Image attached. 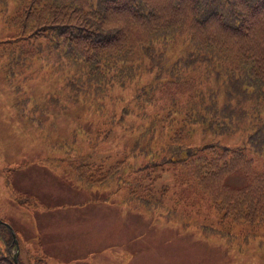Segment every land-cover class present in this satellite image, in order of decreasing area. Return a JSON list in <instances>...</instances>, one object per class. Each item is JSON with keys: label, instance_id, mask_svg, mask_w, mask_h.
<instances>
[{"label": "trees", "instance_id": "1", "mask_svg": "<svg viewBox=\"0 0 264 264\" xmlns=\"http://www.w3.org/2000/svg\"><path fill=\"white\" fill-rule=\"evenodd\" d=\"M11 1L4 14L7 0H0V84H11L2 91L5 98L13 94V117L31 124L62 177L95 192L96 186L120 190L123 204L156 209L163 220H178L202 235H242L247 243L262 232L264 161L255 169L230 136L252 127L245 145L263 150L264 0ZM167 50L174 55L168 58ZM19 73L21 82L15 80ZM142 76L154 79L166 95L164 107L150 120L157 134L119 150L93 139V146L79 151L76 139L87 138L100 121L107 128L123 126L127 108L111 99L109 90L134 85ZM176 93L184 97L178 101ZM75 108L93 119L80 118ZM65 112L77 117L68 125L78 126L74 135L72 128L55 127ZM196 126L212 128L226 142L191 144ZM98 146L104 148L99 158L90 159ZM118 158L123 164L116 165ZM234 170L247 181L225 183L224 176ZM2 221L0 264H14V245ZM41 254L27 252L26 259L43 264ZM15 262L23 264L19 252Z\"/></svg>", "mask_w": 264, "mask_h": 264}, {"label": "rangeland", "instance_id": "2", "mask_svg": "<svg viewBox=\"0 0 264 264\" xmlns=\"http://www.w3.org/2000/svg\"><path fill=\"white\" fill-rule=\"evenodd\" d=\"M9 1L7 0L8 8L4 10V14L10 12L13 6L12 1ZM1 19L0 10V35L3 32ZM166 54L168 58L174 55L169 50ZM15 80L22 81L21 73ZM10 85L6 81L0 84V218L14 225L17 233L21 225L29 228L22 230V237L26 239L19 237L29 244L28 252L41 251L33 240L35 235L31 226H42L46 220L51 224V256L47 258L48 264H264V229L247 243L242 235H234L230 239L202 235L190 226H183L178 220H163L156 209L152 210L147 206L130 207L128 204L121 206L123 203L119 200L120 190H108L102 186H96L98 189L95 190L100 192H95L93 189L85 191L61 183L59 192L51 196V181L46 182L48 189L45 185H39L41 182L38 180V177L43 179L47 178V175L37 177L38 171L42 169L39 166L41 163L50 166L49 155L46 153V158H41L39 150L42 151V147L38 145L32 133L28 132L27 123L16 116L13 117V94L9 93L5 98L6 94L2 91L3 87L9 90ZM123 85L126 86L114 90L111 87L109 90L111 99L119 100L127 108L128 113L124 114L121 121L123 126L111 125L107 128L105 122L100 121L96 127L89 128L88 140L85 135L76 139L79 151H84L88 145L93 146V139L102 141L107 149L119 150L120 147L132 145L143 136L157 134L158 130L150 127V120L166 102V95L158 88V83L152 78L142 76L134 85ZM20 87L24 90L28 85L24 83V87ZM41 87L43 88V85ZM129 93L131 97H128ZM174 95L178 101L184 97V93ZM110 102L112 104L117 101ZM4 108L7 111L3 110ZM73 113L80 118L93 119L77 108ZM63 115L61 120L55 119V127L62 126L66 131L72 128L74 135L78 126L68 125H75L73 122L77 121V117L66 112ZM117 115L118 110L115 109V116ZM108 117L114 120V116ZM251 129L252 127L239 128L230 136L231 143L244 148L247 155L253 159L254 168L260 169L264 161V147L262 151L254 152L245 145L247 133ZM20 133L24 135L25 142L21 140ZM212 139L226 142L225 136L215 133L209 127L202 129L196 126L191 134L193 145H200ZM103 149L102 146L96 147L90 159L97 160L99 150ZM120 155L127 163V154ZM121 158L115 159L120 160L116 165L123 164ZM23 161L28 162V166H21L15 171L14 165ZM109 163L111 162L100 166V170L103 171ZM11 166L13 168L10 170ZM6 172L12 189L5 183ZM92 172V168L89 169V174ZM115 177L121 178L119 175ZM223 181L229 185H241L247 178L240 170H234L226 174ZM160 183L167 184L168 181L161 179ZM23 189L31 194L28 204L24 207L16 200ZM58 189V186L55 187L56 191ZM45 191L49 194H42ZM102 197L103 199H100ZM160 204L165 206L162 202ZM241 240H244V243ZM26 254L27 252L21 256V261L23 264H30Z\"/></svg>", "mask_w": 264, "mask_h": 264}, {"label": "crops", "instance_id": "3", "mask_svg": "<svg viewBox=\"0 0 264 264\" xmlns=\"http://www.w3.org/2000/svg\"><path fill=\"white\" fill-rule=\"evenodd\" d=\"M49 210H51V208ZM49 218L51 219V215L49 216ZM31 227L33 229L32 233L33 235H35L33 236V239L35 240V242H37L36 244L41 249V251L46 254L47 258L50 257L51 256V224H48V222L44 220L42 226H38L36 228V225L33 224V226ZM26 228L29 229L28 227ZM47 258L45 259V264H48Z\"/></svg>", "mask_w": 264, "mask_h": 264}, {"label": "water", "instance_id": "4", "mask_svg": "<svg viewBox=\"0 0 264 264\" xmlns=\"http://www.w3.org/2000/svg\"><path fill=\"white\" fill-rule=\"evenodd\" d=\"M11 235H12V240L14 241V244H15V250L13 251V253H12V258L14 259V256H15V254H16V240H15V238H14V236H13V232L11 231Z\"/></svg>", "mask_w": 264, "mask_h": 264}]
</instances>
